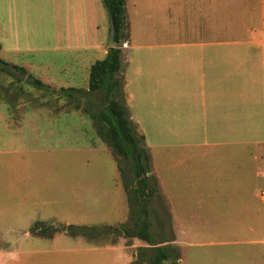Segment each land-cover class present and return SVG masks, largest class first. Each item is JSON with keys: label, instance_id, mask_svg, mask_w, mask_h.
Here are the masks:
<instances>
[{"label": "rangeland", "instance_id": "rangeland-1", "mask_svg": "<svg viewBox=\"0 0 264 264\" xmlns=\"http://www.w3.org/2000/svg\"><path fill=\"white\" fill-rule=\"evenodd\" d=\"M10 2L0 0L2 20ZM152 3L127 0L129 20L139 23L150 13L151 28H158ZM14 4L16 37L11 28H0L7 49L2 59L51 89L39 90L27 78L19 81L0 71V264H149L140 255L149 245L139 239L121 237L113 243V237L31 233L37 222L55 227L132 224V208L117 159L111 150L93 146L91 119L82 111L98 112L107 105L103 95L61 94L68 88L88 90L91 66L106 54L57 49L51 23L57 10L51 0ZM3 23L7 26L8 18ZM160 38L153 34V40ZM119 99L131 107L129 117L152 156V175L161 180L160 197L151 204L155 241L170 239L166 245L182 259L176 264H264V145L179 146L173 129L151 128L148 122L138 126V103L129 102L125 93ZM198 152L243 157L178 160ZM254 155L262 159L254 161Z\"/></svg>", "mask_w": 264, "mask_h": 264}, {"label": "crops", "instance_id": "crops-1", "mask_svg": "<svg viewBox=\"0 0 264 264\" xmlns=\"http://www.w3.org/2000/svg\"><path fill=\"white\" fill-rule=\"evenodd\" d=\"M155 1L158 28H151L150 13H144L139 23L131 22L125 5L121 74L126 98L137 102L141 112L138 126L148 122L151 128L173 129L179 146L210 150L242 144L263 146L264 0H153L152 6ZM13 2L3 20L0 13V28H11L16 37ZM51 2L57 10L51 20L57 49L101 50L108 55L109 14L102 0ZM6 18L7 26L3 23ZM155 33L161 34L157 41L153 40ZM0 46L3 58L7 49L5 43ZM82 111L91 119L93 146L108 149L99 138L96 121L88 110ZM237 157L243 156L198 152L178 160L185 164ZM253 158L259 161L262 155ZM215 172L224 174V170L211 171ZM157 181L161 186V180ZM172 215L175 220L177 213L172 211Z\"/></svg>", "mask_w": 264, "mask_h": 264}, {"label": "trees", "instance_id": "trees-1", "mask_svg": "<svg viewBox=\"0 0 264 264\" xmlns=\"http://www.w3.org/2000/svg\"><path fill=\"white\" fill-rule=\"evenodd\" d=\"M102 3L113 19L117 47L110 49L104 60L97 61L92 65L88 90L68 88L62 89L61 94H80L82 98H86L90 94L101 93L104 101L107 102V105L102 104L100 110L91 116L96 121L101 142L113 152L119 163V169L124 174L128 201L132 208V224L126 223L119 227L74 225L55 227L37 222L33 225L31 233L45 236L66 233L70 237H83L89 240L113 237V243H116L117 239L121 237L139 239L149 245V248L140 250V255L145 257L149 264H176V260L180 258L174 247L166 245L170 239L157 243L153 238L151 204L156 197H160L159 186L156 178L152 175V160L145 146V138L137 133L129 117L128 107L122 102L123 100L119 99L124 93V79H121L119 75L122 70V45L126 39V0H102ZM11 68L19 70L24 75L28 74L24 68L11 65L0 57V71L7 72L18 79L10 72ZM27 79L39 90L51 89L31 75ZM128 175L130 179H127ZM146 252H150V254Z\"/></svg>", "mask_w": 264, "mask_h": 264}, {"label": "water", "instance_id": "water-1", "mask_svg": "<svg viewBox=\"0 0 264 264\" xmlns=\"http://www.w3.org/2000/svg\"><path fill=\"white\" fill-rule=\"evenodd\" d=\"M109 20H110V34H109V48L114 49L117 47L116 45V28L113 22V19L111 15H109ZM10 72L14 74L18 79L25 81L27 76L21 73L19 70L15 68H11Z\"/></svg>", "mask_w": 264, "mask_h": 264}]
</instances>
